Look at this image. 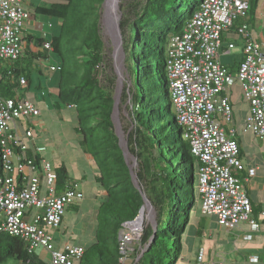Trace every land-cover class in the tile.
<instances>
[{"label":"trees","instance_id":"trees-1","mask_svg":"<svg viewBox=\"0 0 264 264\" xmlns=\"http://www.w3.org/2000/svg\"><path fill=\"white\" fill-rule=\"evenodd\" d=\"M201 1L141 0L119 4L118 26L128 75L119 105L129 116L123 131L128 154L136 163L132 172L139 189L131 180L111 119L114 105L111 86L115 78L106 71H111V65L107 63L100 30L104 0H47L37 4L35 14L58 21L55 31L41 38L29 33L21 57L15 61L4 60L5 65L0 60V96L4 97H22L30 92L31 78L26 70L37 60H48L47 51L41 50L45 42H50V54L59 65L55 92L49 94L53 98L52 108L71 112L67 118L72 121L75 147L92 170V200L97 199L81 213L79 221H84L86 233L93 239L88 246H82L83 255L75 264L116 263L121 256L119 230L124 222L138 215L144 204L142 195L157 211V222L154 228L148 225L143 230L139 244L144 251L132 263L196 262L198 252L191 261L185 260L184 240L193 217L202 213L197 192L199 163L192 156L182 136L183 129L175 119L165 60L169 37L182 33ZM248 3L247 15L252 20L259 0H248ZM231 30L234 34V27ZM33 68L40 74L36 65ZM21 77L28 82L25 89H20ZM36 88L43 93L40 82ZM27 128L36 130L29 125ZM27 157L39 167L41 155L28 153ZM53 168L57 191L68 182L81 184L84 180L70 176L63 163ZM15 179L20 183V175ZM80 191L82 199L79 201H82L86 195L81 185ZM79 201L66 210L77 213ZM196 227L203 230L202 217L198 218ZM10 260L17 264H49L48 259L39 257L38 250L28 252L19 237L0 232V264Z\"/></svg>","mask_w":264,"mask_h":264},{"label":"built area","instance_id":"built-area-1","mask_svg":"<svg viewBox=\"0 0 264 264\" xmlns=\"http://www.w3.org/2000/svg\"><path fill=\"white\" fill-rule=\"evenodd\" d=\"M28 1L0 0V60L15 61L22 56L28 35L25 29L30 25ZM248 7V0H202L182 33L169 37L165 70L175 119L199 163L197 192L202 212L212 216L219 227L232 230L246 222L253 232L258 224L251 218V202L235 174L244 169L236 133L225 129L233 118L227 88L238 82L248 104L244 130L251 131L258 140L264 139V39L253 37L247 21ZM233 27L243 43L235 78L227 73L218 55L222 34ZM233 47V43L228 45V49ZM43 49L49 56L50 42H45ZM50 70L57 68L51 65ZM19 86H28L24 77L19 79ZM27 94L0 96V232L19 237L30 253L47 251L49 264H75L84 248L70 243L54 247L53 231L66 208L82 199L80 183L68 182L57 191L54 168L42 155L44 146L35 142V132L20 120L40 114V108ZM28 153L41 155L38 168L27 159ZM254 171L249 169V175ZM17 175L20 183L15 179ZM125 223L118 233L121 256L114 264H131L127 243L139 228L129 224L126 229ZM250 238V234L245 236ZM257 260L252 256L246 264ZM194 264L223 263L208 262L198 251Z\"/></svg>","mask_w":264,"mask_h":264},{"label":"rangeland","instance_id":"rangeland-1","mask_svg":"<svg viewBox=\"0 0 264 264\" xmlns=\"http://www.w3.org/2000/svg\"><path fill=\"white\" fill-rule=\"evenodd\" d=\"M32 1V5L31 4ZM47 0H29L28 7L30 8L29 22L33 26L30 29H25L26 33H32L36 38H41L43 36L48 37L51 32L55 31L58 21L52 18H47L41 15L35 14L34 7L37 4H44ZM107 1V0H106ZM141 0H109L111 6V14L106 7V2L102 7L103 20H101L100 30L103 42L106 48V55L108 57L107 63L111 65V71L107 69L114 76L115 81L111 90L113 96L119 98L117 107L113 115V123L115 132L119 134L121 140L125 142V135L123 127L129 122V116L124 107L120 106V95L127 83V73L124 65V53H123V42L120 33H117V23L120 20V10L119 4L127 3H138ZM264 3L259 2L254 19H256L257 26L256 30L261 33L262 39H264ZM102 16V15H101ZM119 17V18H118ZM119 29V26H118ZM119 32V30H118ZM234 53V52H233ZM2 65H5V61H1ZM36 65L40 71L33 68ZM33 65L27 69L31 78L30 92L27 94V98L33 100L36 105L40 108V114L34 117L21 118V122L25 126H33L36 130L35 132V142L39 145L44 146L45 150L42 155L50 161L53 167L59 166L63 163L68 171V174L74 178L84 176V180L80 184L83 188L84 194L86 195L82 201H79L78 212H74L69 208L63 214V221L61 227L53 233V244L58 246L60 242H65L68 239L69 233L74 231V222L79 221L81 218V213H85L84 210L90 206L91 203H96V200H92V188H91V176L92 170L88 166L87 161L83 160L77 153V148L75 147V135L72 131V121L68 120V115L71 113L69 110L55 111L52 108L53 98L49 94L55 92V82L58 78L57 71L50 70V66L53 65L59 69V65L53 54H49L48 60H37ZM38 82H40L41 88H43V93L40 92L38 88ZM41 93L43 94L41 96ZM126 143V142H125ZM127 160L131 169H135V160L127 154ZM145 206L144 213L142 211L140 216L135 221H127L124 226L126 229L129 228V224L133 225L134 228H139L138 233L129 240L127 243V260L130 263L134 262L141 256L144 248L140 246V239L143 235V230L151 225L153 228L156 226L157 222V211L147 204ZM202 217V227L204 228H214L216 227L212 222L213 218L210 215H206L204 212L201 214L196 213V216L192 219L191 229L188 232L187 238L184 240V246L186 248V260L200 251L201 246L204 241V235L201 229L198 230L196 227L198 218ZM140 222L138 223V221ZM242 223H240L241 225ZM77 225V224H76ZM130 225V226H131ZM65 233H61V232ZM198 231V232H197ZM121 232V231H120ZM73 234V233H72ZM41 249H38L40 251ZM191 262H189L190 264ZM3 264H17L15 261L10 260ZM133 264V263H132Z\"/></svg>","mask_w":264,"mask_h":264},{"label":"crops","instance_id":"crops-1","mask_svg":"<svg viewBox=\"0 0 264 264\" xmlns=\"http://www.w3.org/2000/svg\"><path fill=\"white\" fill-rule=\"evenodd\" d=\"M260 1L264 3V0H259V2ZM32 4L31 1L30 5ZM26 8L30 9L28 4ZM247 21L250 24L253 37L257 39L262 38L261 33L256 30V19L253 17L252 20L247 19ZM32 26L33 24L28 25V29ZM230 43L234 45L232 49H228ZM242 44V40L233 34L232 30L222 34L221 47L218 51V55L221 64L233 78L236 76L239 62L243 57ZM227 94L232 105L233 118L231 123L225 125V129L235 130L240 149V158L244 166L242 171L235 172V174L241 179L246 190L247 196L251 202V218L258 224V229L252 232L249 224L242 222L241 225L238 224L234 229L229 230L217 226L213 218L212 223L216 227H208L202 230L205 238L200 251L203 252L204 259L208 262L246 264L250 257L257 256L258 260L255 264H264V169L262 167V162L264 161V139L258 140L251 131L244 130V121L248 113V104L243 98L239 83L235 82L233 85L228 86ZM249 169L255 170L253 175H249ZM80 178L81 177H77L75 179ZM82 179H84V176H82ZM91 188L93 190L92 185ZM81 189L83 191L82 187ZM93 192L94 191H92L91 196ZM90 206L84 211H87ZM83 222V220L74 222L75 227L73 229L75 232H72L73 236H68L65 242H60L58 245L59 248H62L65 243L86 247L92 242L93 238L91 234L89 235V233H86L87 231L83 226ZM248 234L251 235L249 240L245 239V236ZM38 254L41 259L49 258V253L43 249L38 251ZM193 256H195L194 253ZM187 264H189V262Z\"/></svg>","mask_w":264,"mask_h":264},{"label":"water","instance_id":"water-1","mask_svg":"<svg viewBox=\"0 0 264 264\" xmlns=\"http://www.w3.org/2000/svg\"><path fill=\"white\" fill-rule=\"evenodd\" d=\"M104 3H105V0H104V2H103V6H104ZM103 17H104V16H103V13H102V18H101V20H103V22H104V18H103ZM118 30H119V29H118V23H117V33H119ZM118 101H119V98L114 97L113 111H112V114H111V119H112V121H113V115H114L115 109H116V107H117ZM115 133H116V132H115ZM116 135H117L118 138H119L118 144H119V146L122 148L123 157H124V159H125L126 164L128 165L129 171H130L131 180H132L134 186H135L137 189H139L138 183H137V181H136V177H135V175H134L133 172H132L131 166L128 164V160H127L128 148H127V145H126L125 142L122 143V140H121V137L119 136V134L116 133ZM142 197H143V201H144V203L147 202V203L149 204L148 200L144 197V195H142ZM149 205H150V204H149ZM141 211H142V207H141V209H140L138 215H137L132 221H135V220H137V219L139 218V215H140ZM132 221H130V222H132Z\"/></svg>","mask_w":264,"mask_h":264},{"label":"bare ground","instance_id":"bare-ground-1","mask_svg":"<svg viewBox=\"0 0 264 264\" xmlns=\"http://www.w3.org/2000/svg\"><path fill=\"white\" fill-rule=\"evenodd\" d=\"M105 2H106V7H107V9L109 10V12H110V14H111V6H110V3H109V0H105ZM119 18V17H118ZM122 143H124L123 141H122ZM144 204H147L148 205V203L147 202H145ZM144 210H145V206L143 207V209H142V214L144 213ZM140 216V215H139ZM140 222V220L138 221V223Z\"/></svg>","mask_w":264,"mask_h":264},{"label":"clouds","instance_id":"clouds-1","mask_svg":"<svg viewBox=\"0 0 264 264\" xmlns=\"http://www.w3.org/2000/svg\"><path fill=\"white\" fill-rule=\"evenodd\" d=\"M28 4V3H27ZM27 10H29V9H27ZM29 12V15H30V11H28ZM102 18V17H101ZM30 23V22H29ZM31 24V23H30ZM29 34V33H28ZM49 57V56H48ZM49 59V58H48ZM57 71V70H56Z\"/></svg>","mask_w":264,"mask_h":264}]
</instances>
